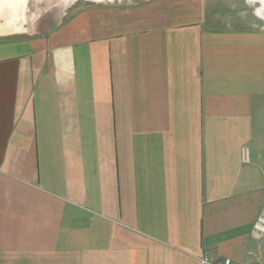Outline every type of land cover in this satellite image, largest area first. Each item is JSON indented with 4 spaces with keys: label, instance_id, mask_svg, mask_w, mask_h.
Wrapping results in <instances>:
<instances>
[{
    "label": "crops",
    "instance_id": "0c3cea01",
    "mask_svg": "<svg viewBox=\"0 0 264 264\" xmlns=\"http://www.w3.org/2000/svg\"><path fill=\"white\" fill-rule=\"evenodd\" d=\"M254 1L102 0L0 34V264H260Z\"/></svg>",
    "mask_w": 264,
    "mask_h": 264
},
{
    "label": "rangeland",
    "instance_id": "374dc122",
    "mask_svg": "<svg viewBox=\"0 0 264 264\" xmlns=\"http://www.w3.org/2000/svg\"><path fill=\"white\" fill-rule=\"evenodd\" d=\"M102 0H22V6L18 11L20 25L18 32L31 33L39 35L49 28L56 25L62 18L69 14V11L76 6H84L92 2H101ZM107 1V0H103ZM260 6V1L250 2V9L254 10ZM4 17L0 16V23L4 22ZM17 33L15 36H19ZM13 35V34H12Z\"/></svg>",
    "mask_w": 264,
    "mask_h": 264
},
{
    "label": "bare ground",
    "instance_id": "6f19581e",
    "mask_svg": "<svg viewBox=\"0 0 264 264\" xmlns=\"http://www.w3.org/2000/svg\"><path fill=\"white\" fill-rule=\"evenodd\" d=\"M259 1L261 2V0ZM21 2L22 0H0V16L5 18L4 22L0 23V34L20 29L17 21L19 19L18 11L22 6ZM256 11H259L260 15L264 16V4L261 3Z\"/></svg>",
    "mask_w": 264,
    "mask_h": 264
},
{
    "label": "built area",
    "instance_id": "2783aa9c",
    "mask_svg": "<svg viewBox=\"0 0 264 264\" xmlns=\"http://www.w3.org/2000/svg\"><path fill=\"white\" fill-rule=\"evenodd\" d=\"M253 231L257 238H264V213H262L257 219ZM199 261L200 264H238L230 257L217 256L214 254H204L199 258ZM260 264H264V253L261 256Z\"/></svg>",
    "mask_w": 264,
    "mask_h": 264
},
{
    "label": "clouds",
    "instance_id": "9594fccd",
    "mask_svg": "<svg viewBox=\"0 0 264 264\" xmlns=\"http://www.w3.org/2000/svg\"><path fill=\"white\" fill-rule=\"evenodd\" d=\"M261 3L264 4V0H261ZM257 15H260L259 11H257ZM264 18V17H261Z\"/></svg>",
    "mask_w": 264,
    "mask_h": 264
}]
</instances>
